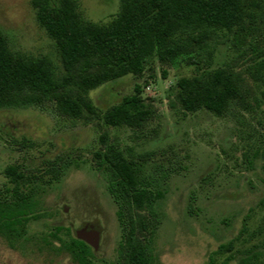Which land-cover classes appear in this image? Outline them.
Masks as SVG:
<instances>
[{"label": "trees", "instance_id": "trees-1", "mask_svg": "<svg viewBox=\"0 0 264 264\" xmlns=\"http://www.w3.org/2000/svg\"><path fill=\"white\" fill-rule=\"evenodd\" d=\"M30 4L55 45L61 67L47 57L14 49L0 30V111L51 109L71 122L139 133L156 117L139 84L134 94L105 111L90 93L126 77L141 78L157 60L165 67L193 70L171 90L183 112L223 118L255 108L264 116V0H119L118 12L107 23L88 20L79 0ZM226 57L228 62L219 63ZM259 123L261 144L244 155L250 173L264 169V121ZM100 143L93 170L103 178L116 208L120 240L115 261L103 262L47 207L49 189L80 167L63 159L44 161L42 171L22 165L4 171L0 239L9 250L23 256L62 255L71 264H164L155 249L164 222L161 203L171 178L184 169L168 165L157 176H144L141 167L151 154L135 156L131 151L127 156L107 132ZM202 182H209V176ZM194 201L191 195V215ZM263 208L261 199L243 217L237 234L221 240L204 264H264V239L247 247L264 238V219L256 232L251 229L252 214ZM32 225L39 226L37 235L30 233Z\"/></svg>", "mask_w": 264, "mask_h": 264}, {"label": "rangeland", "instance_id": "rangeland-1", "mask_svg": "<svg viewBox=\"0 0 264 264\" xmlns=\"http://www.w3.org/2000/svg\"><path fill=\"white\" fill-rule=\"evenodd\" d=\"M79 1L92 22L107 23L119 9V0ZM0 30L8 35L14 49L47 57L61 67L55 45L39 26L30 0H0ZM163 71L167 72L165 78ZM192 73L191 68L165 67L154 60L141 78L126 77L90 93L95 105L105 111L134 94L139 84L156 114L139 133L126 127L71 122L51 109L0 111V188L7 182L4 171L8 166L42 171L46 160L75 161L80 167L71 169L49 189L46 205L58 212L57 221L72 226L75 233L84 224L92 226L91 230L99 232L97 256L105 263L114 262L120 240L116 208L103 178L93 170V155L107 132L109 140L118 142L127 156L131 151L135 156L152 155L141 167L144 176H157L164 166H182L184 170L166 186L161 203L164 222L155 249L164 264H204L221 240L237 234L248 210L264 199V169L250 173L244 163V155L261 144L259 122L264 116L255 108L223 118L183 112L171 90L179 79ZM206 176L209 182L203 183ZM191 195L196 199L192 215L187 210ZM252 218L251 229L256 232L264 219V208L257 209ZM30 233L37 235L39 226L32 225ZM263 239L256 238L247 247ZM0 264L71 263L62 255L23 256L0 240Z\"/></svg>", "mask_w": 264, "mask_h": 264}, {"label": "flooded vegetation", "instance_id": "flooded-vegetation-1", "mask_svg": "<svg viewBox=\"0 0 264 264\" xmlns=\"http://www.w3.org/2000/svg\"><path fill=\"white\" fill-rule=\"evenodd\" d=\"M65 211V210H64ZM92 226H89L88 224H84V226L82 228H79L78 230H76V235L79 237H84L86 238L88 241L91 240L90 234L94 233L96 231L91 230ZM99 233V232H98ZM1 240V239H0ZM2 241V240H1ZM87 243V242H86ZM88 244V243H87ZM90 245V244H89ZM91 246V245H90Z\"/></svg>", "mask_w": 264, "mask_h": 264}, {"label": "water", "instance_id": "water-1", "mask_svg": "<svg viewBox=\"0 0 264 264\" xmlns=\"http://www.w3.org/2000/svg\"><path fill=\"white\" fill-rule=\"evenodd\" d=\"M91 240L88 241L86 238L84 237H79V239L87 242L88 244H90L95 250L98 249V238H99V233L98 232H94L90 234Z\"/></svg>", "mask_w": 264, "mask_h": 264}]
</instances>
